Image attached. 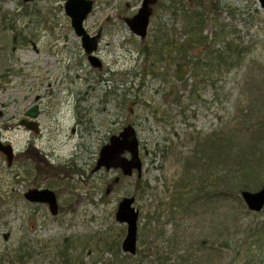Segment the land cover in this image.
<instances>
[{
	"label": "rangeland",
	"instance_id": "1",
	"mask_svg": "<svg viewBox=\"0 0 264 264\" xmlns=\"http://www.w3.org/2000/svg\"><path fill=\"white\" fill-rule=\"evenodd\" d=\"M92 1L94 9L84 28L91 37L101 32L94 53L103 64L100 70L88 61L65 13L66 0H0V127L17 125L34 106L40 110L37 121L42 127L49 124L42 119V109L56 107L54 119L60 131L53 143L60 158L52 161L64 167L70 154L80 171L72 178L47 175L43 181L23 169L18 179L0 173V264H9L11 251L28 242L38 256L42 251V264H157L155 248L164 256L172 251L168 264H180L177 257L184 256L185 250L194 258L212 260L197 264H264V210L251 212L235 198L216 202L212 227L207 208L197 205L193 215L172 219L167 207L161 206L163 201L169 203L172 185L182 176V157L193 150L191 137L227 127L238 109L247 112V100L258 101L264 111V98L260 100L264 97V9L258 0H224L220 23L226 26L224 34L239 62L230 71L195 70L187 75L190 86L185 88L174 78L172 67L146 62L142 52L143 47H153L157 27L172 25L173 20L158 13L142 40L125 22L137 13L142 0ZM214 32L212 28L205 32L210 52L222 49L213 40ZM78 121V127H105L102 137L109 129L115 133L129 124L136 129L142 180L149 186L143 197L135 194L136 174L125 178L115 170L92 173L94 158L85 148L91 145L97 153L99 138L78 128L69 140L70 129ZM0 136L19 150L33 138L42 145V136L32 137L21 129H3ZM39 187L58 194L60 215L52 216L45 205L36 207L24 199L27 189ZM131 196L136 197L139 211V254L125 259L121 245L127 227L115 216L119 202ZM159 213H163L160 222L153 219L145 231L144 225ZM161 225L169 243L155 235ZM110 249L120 251L122 260L112 262Z\"/></svg>",
	"mask_w": 264,
	"mask_h": 264
},
{
	"label": "trees",
	"instance_id": "2",
	"mask_svg": "<svg viewBox=\"0 0 264 264\" xmlns=\"http://www.w3.org/2000/svg\"><path fill=\"white\" fill-rule=\"evenodd\" d=\"M224 8V0H158L154 6L153 17L162 13L163 17L173 21L172 25L157 27L156 40L151 49L149 46L142 48L146 62L153 61L156 66L165 62L168 67L173 68L176 81H180L185 88L190 86L188 84L190 78H186L187 75L195 70L214 68L218 71L223 68L230 71L239 61H236L238 53L234 54V50L231 52L232 43L224 34L226 26L220 23ZM210 28L215 30L213 40L222 44L221 50L210 52L208 37L205 36V32ZM171 35L174 36L172 42ZM197 51L200 52L198 56ZM143 74L145 77L148 75L146 72ZM194 87L192 85V89ZM260 89L258 87L255 91ZM174 94V100L180 101L178 92ZM263 98L262 96L260 100ZM246 103L247 112L238 109L237 115L227 127H221L204 137L198 134L189 139V144H193V150L182 157V176L172 185V191L168 195L169 203L163 201L161 204L167 207L170 218L174 219L176 215H193V209L198 205L202 209L207 208L205 215L210 216L208 225L214 227L216 202L225 203L235 198L242 203L243 191L255 192L264 185V111L258 107L256 100L251 102L247 100ZM242 125L259 128L244 129L240 127ZM245 137L249 139L243 140ZM57 173L67 177L70 170L61 167ZM148 188L146 181L138 180L135 194L143 197ZM167 191L169 193V189ZM162 215L163 213H159L155 218H150L143 227L145 231L149 230L153 219L160 222ZM166 234L164 225L155 233L156 237L164 242ZM166 242L169 243V240ZM110 252L113 255L112 262L122 260L123 254L120 251L115 253L110 249ZM153 253L157 264H168L171 258L169 256L173 254L170 251L169 255L164 256L165 253L160 252L158 248H155ZM123 257L131 258L129 255ZM177 258L180 264L194 262L197 264L204 260L212 262L209 257L194 258L188 250L184 251V256Z\"/></svg>",
	"mask_w": 264,
	"mask_h": 264
},
{
	"label": "water",
	"instance_id": "3",
	"mask_svg": "<svg viewBox=\"0 0 264 264\" xmlns=\"http://www.w3.org/2000/svg\"><path fill=\"white\" fill-rule=\"evenodd\" d=\"M158 0H142V4L136 15L132 18H126L131 32L141 39H145L148 34L150 20L153 14V6ZM262 9H264V0H258ZM94 2L92 0H66L65 13L71 19L72 28L82 41V47L88 55V61L96 69L102 68L100 60L94 56L98 49L101 32L96 36L90 37L84 28V22L93 11ZM28 117L36 119L38 117L37 107L28 111ZM34 127L38 124L33 123ZM35 130L32 127H28ZM36 133L37 130H35ZM6 151L8 156L12 154L10 146H4L0 141V151ZM125 154H129L127 158ZM104 168L107 171L120 170L126 177H131L134 171L137 172V178L142 177L143 163L139 155V140L136 130L132 126H127L117 136L110 138L109 143L104 145L99 154V159L95 171ZM241 197L248 210L259 213L264 209V185L256 192L243 191ZM24 198L30 203L48 204L52 215L58 214L57 198L53 191L45 189H31L27 191ZM135 198L126 197L118 205L116 221L126 225L127 232L122 242L121 249L125 254L136 255L138 249V221L139 211L135 208Z\"/></svg>",
	"mask_w": 264,
	"mask_h": 264
},
{
	"label": "flooded vegetation",
	"instance_id": "4",
	"mask_svg": "<svg viewBox=\"0 0 264 264\" xmlns=\"http://www.w3.org/2000/svg\"><path fill=\"white\" fill-rule=\"evenodd\" d=\"M28 111L26 112L25 116L19 119L17 125L13 124L11 127H0V131L2 132L3 129L9 130V131L21 129L25 132H28L32 137L41 138L42 136V145L40 146L36 145V139L33 138L32 140L28 142L27 146L24 149L19 150L17 148H14L11 142L7 140H3V138L0 136V138L4 142V146L6 145L12 146V154H10L9 156L5 150L0 151V159L6 165V168L5 167L0 168V173L13 175L14 178L16 177L18 179L19 176H17V174L19 175L20 173H22L21 169H23L24 174L29 175L31 174V172H33L34 177L41 178L42 181L46 179L47 175L53 174L55 176L57 175L61 176V174L57 173V170H59L63 166L55 165L54 162L52 161V159L54 158H57V159L60 158V156L57 155V145L53 143V138H55L56 133L58 134V132L60 131V127H58L57 125L58 120L54 119V114L57 113V108L54 107L53 110H50V111H46L42 109V119L47 118L49 120V124L47 125L42 124V127L37 120L36 122L38 123V127H34L32 125L33 121L32 119L28 118ZM38 113H40V110L38 111ZM1 116H2V113H0V117ZM79 124L80 123L78 121L75 127H71L70 129L71 136L69 140L73 139V137L77 134L78 128H82L84 130L88 129L87 133L90 134L89 137L98 136L99 151L97 149L96 151L97 153H95L90 149L92 148V146L87 145L88 147L85 148L86 154H89L91 157L94 158L93 161L95 163V166L93 168L92 173L96 174L98 172L106 171L103 168L95 171V167L99 159L100 150L104 145L109 143L110 138L112 136L114 135L118 136L125 127H123L122 129L121 127H118L119 131L118 132L115 131V133H112V131L109 129L107 132H105L106 135L102 137L103 130L105 127H102V128L101 127H78ZM54 125H57V126L53 127ZM28 127L34 128L35 130H37L38 133H36L35 130H31ZM68 156H69V159L67 160V164L64 167L67 170H70V175L65 178H72L74 175L80 174V171L75 165L72 159L73 157H71L70 154H68ZM125 156L127 158L129 157L128 154H125ZM40 167H42V169ZM107 172H110V171H107ZM119 172L121 173V171ZM37 180L40 181L39 179ZM39 189L45 190L48 188L39 187ZM28 190L29 189H27V191ZM48 190L53 191L54 194L56 195L57 201H59L58 194L52 189H48ZM29 204L34 205L36 207H42V205H45L49 209V206L47 204H31V203ZM61 211L62 209L60 208L59 202H58L57 216L60 215ZM30 243L31 242L17 245L16 248H14L11 251L9 264H30L31 262L37 259H40V261H38V264H42V251L40 252L38 256V254H36L35 251H33L34 249L32 250L31 248L32 246H28Z\"/></svg>",
	"mask_w": 264,
	"mask_h": 264
},
{
	"label": "bare ground",
	"instance_id": "5",
	"mask_svg": "<svg viewBox=\"0 0 264 264\" xmlns=\"http://www.w3.org/2000/svg\"><path fill=\"white\" fill-rule=\"evenodd\" d=\"M2 36H3V34H2ZM0 41H1V38H0ZM37 51H38V48H35Z\"/></svg>",
	"mask_w": 264,
	"mask_h": 264
}]
</instances>
